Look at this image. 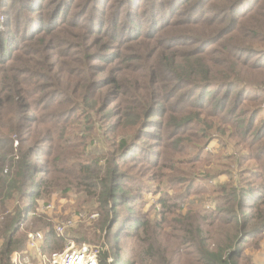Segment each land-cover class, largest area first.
I'll return each instance as SVG.
<instances>
[{
	"label": "trees",
	"instance_id": "16d2710c",
	"mask_svg": "<svg viewBox=\"0 0 264 264\" xmlns=\"http://www.w3.org/2000/svg\"><path fill=\"white\" fill-rule=\"evenodd\" d=\"M263 54L264 0H0V264H13L12 254L26 250V219L27 227L41 225L38 203L51 178L57 187L97 193L93 180L101 169L80 161L75 171L66 166L78 154L67 138L77 118L97 114L110 131L138 125V140L156 141L163 156L183 141L208 138L215 125L224 132L228 125L254 148L264 140V118L256 122L263 112ZM128 148L122 136L117 149L128 155ZM124 175L119 162H107L99 195L111 211L127 203ZM229 190L217 212L183 218L182 232L187 219L197 221L184 235L189 258H176L154 240L139 264H239L245 243L264 232V223L250 228L260 218L242 210L239 196L247 191ZM258 194L255 203H263ZM24 199V208L9 204ZM148 223L137 221L135 230ZM47 229L44 251L64 250L67 239ZM123 230L103 239L99 264H137L122 252Z\"/></svg>",
	"mask_w": 264,
	"mask_h": 264
},
{
	"label": "rangeland",
	"instance_id": "374dc122",
	"mask_svg": "<svg viewBox=\"0 0 264 264\" xmlns=\"http://www.w3.org/2000/svg\"><path fill=\"white\" fill-rule=\"evenodd\" d=\"M246 6L244 4L241 9ZM259 92L263 99L258 106L263 108V112L257 117V123L264 118V91ZM246 105L250 110L255 106L253 103ZM108 126L97 114L87 120L77 118L70 124L67 130L69 146L76 147L78 154H72L73 159L66 166L75 171L76 162L80 161L91 168L101 169L100 178L93 180L98 185L97 193L89 186L77 187L76 184L57 187L52 185L51 178V187L38 203L36 217H41L42 223L27 227L30 219H26L24 228H27V235L30 232L46 233L48 227L56 228L59 223L73 219V225L60 234L67 239L64 249L72 243L75 246L88 243L99 249L106 236H118L124 229L120 247L137 264L145 261L144 255L154 240L156 245L173 250L176 258L181 255L187 259L189 255L185 253L189 252L186 249L189 240L184 235L191 230L188 225L193 226L197 221L195 218L187 219V231L182 232L179 228L183 227V218L193 213L208 215L217 212V208L226 202L231 187L247 191L239 196L242 210L244 213H255L260 218L253 217L250 228H261L264 223L261 218L264 198L263 203L255 202L261 196L259 191L264 194V140H260L254 148L248 147L229 132L228 125H224L226 132L215 125L208 138L198 142L183 141L176 149L168 151L164 158L159 154L161 149L155 145L156 141L143 136L138 140L142 134L138 125L120 126L113 131L108 130ZM122 136L129 140L128 155H122L117 149ZM251 139L249 137L247 141ZM15 145H18L17 141ZM61 150L59 148L58 152ZM58 152L51 155L52 160H57ZM66 154L71 157V153ZM34 160L41 162L43 159L34 157ZM115 160L125 172L122 182L130 191L126 195L127 203L119 204L117 211H111L99 195V186L107 162ZM59 164L62 165L60 161ZM91 168L83 169V174L88 176L87 171ZM26 201H10L9 204L24 208ZM132 209L135 212L133 216L130 214ZM116 212L123 218L120 222ZM233 214L240 215L238 208ZM139 220L149 223L137 232L135 226ZM212 221L215 223L212 226L215 240L219 241L221 234L218 231L222 229L220 216ZM131 227L132 230L129 229ZM260 232L245 243L246 249L241 250L244 257L239 256V264H264V232ZM116 246L115 243L114 250Z\"/></svg>",
	"mask_w": 264,
	"mask_h": 264
},
{
	"label": "built area",
	"instance_id": "2783aa9c",
	"mask_svg": "<svg viewBox=\"0 0 264 264\" xmlns=\"http://www.w3.org/2000/svg\"><path fill=\"white\" fill-rule=\"evenodd\" d=\"M73 223V219L59 223L56 226V232L64 233L65 229ZM43 241L44 233L30 232L26 250L15 251L12 254L13 264H99L98 249L91 244L83 243L75 246V243H72L62 251L46 253L43 249Z\"/></svg>",
	"mask_w": 264,
	"mask_h": 264
}]
</instances>
